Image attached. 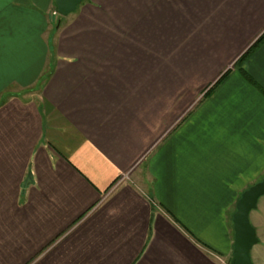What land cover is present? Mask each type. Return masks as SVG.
<instances>
[{
    "label": "crops",
    "instance_id": "crops-1",
    "mask_svg": "<svg viewBox=\"0 0 264 264\" xmlns=\"http://www.w3.org/2000/svg\"><path fill=\"white\" fill-rule=\"evenodd\" d=\"M56 11L0 0V264H229L264 178V0Z\"/></svg>",
    "mask_w": 264,
    "mask_h": 264
},
{
    "label": "water",
    "instance_id": "water-1",
    "mask_svg": "<svg viewBox=\"0 0 264 264\" xmlns=\"http://www.w3.org/2000/svg\"><path fill=\"white\" fill-rule=\"evenodd\" d=\"M86 0H55L57 13L67 17L77 11ZM264 196V179L246 190L236 204L233 215L234 249L229 264H254L251 252L259 243L250 214L257 208L259 200Z\"/></svg>",
    "mask_w": 264,
    "mask_h": 264
},
{
    "label": "rangeland",
    "instance_id": "rangeland-1",
    "mask_svg": "<svg viewBox=\"0 0 264 264\" xmlns=\"http://www.w3.org/2000/svg\"><path fill=\"white\" fill-rule=\"evenodd\" d=\"M56 12H54V14ZM55 16L57 18L60 17V20H62L64 18L58 14H55ZM263 179L264 178H262V180ZM250 220H251L253 227L256 230V233H257L259 240H261L262 238H264V196L259 200L257 208L251 212ZM261 249H262L261 246L257 244L251 252V257H252L254 264H259L258 259H259V256L261 254ZM260 262H261V259H260ZM226 264H228V263H226Z\"/></svg>",
    "mask_w": 264,
    "mask_h": 264
},
{
    "label": "built area",
    "instance_id": "built-area-1",
    "mask_svg": "<svg viewBox=\"0 0 264 264\" xmlns=\"http://www.w3.org/2000/svg\"><path fill=\"white\" fill-rule=\"evenodd\" d=\"M55 14H58V13L56 12ZM55 14H54V15H55ZM125 178H126V176L123 177V179H125Z\"/></svg>",
    "mask_w": 264,
    "mask_h": 264
},
{
    "label": "trees",
    "instance_id": "trees-1",
    "mask_svg": "<svg viewBox=\"0 0 264 264\" xmlns=\"http://www.w3.org/2000/svg\"><path fill=\"white\" fill-rule=\"evenodd\" d=\"M240 65H242V60L240 61Z\"/></svg>",
    "mask_w": 264,
    "mask_h": 264
}]
</instances>
